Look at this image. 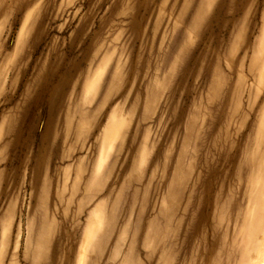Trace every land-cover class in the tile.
Instances as JSON below:
<instances>
[{"label": "rangeland", "instance_id": "rangeland-1", "mask_svg": "<svg viewBox=\"0 0 264 264\" xmlns=\"http://www.w3.org/2000/svg\"><path fill=\"white\" fill-rule=\"evenodd\" d=\"M0 264H264V0H0Z\"/></svg>", "mask_w": 264, "mask_h": 264}]
</instances>
